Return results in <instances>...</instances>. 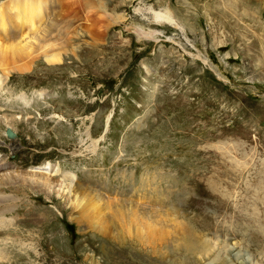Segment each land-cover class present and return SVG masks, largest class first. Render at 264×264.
I'll return each mask as SVG.
<instances>
[{"label":"rangeland","instance_id":"obj_1","mask_svg":"<svg viewBox=\"0 0 264 264\" xmlns=\"http://www.w3.org/2000/svg\"><path fill=\"white\" fill-rule=\"evenodd\" d=\"M43 1L66 41L0 69V159L52 185L0 180V264H264V1ZM78 184L110 209L74 218Z\"/></svg>","mask_w":264,"mask_h":264},{"label":"bare ground","instance_id":"obj_2","mask_svg":"<svg viewBox=\"0 0 264 264\" xmlns=\"http://www.w3.org/2000/svg\"><path fill=\"white\" fill-rule=\"evenodd\" d=\"M228 1L233 2L234 4L238 3V4L242 5V3L239 0H232V1L227 0V2ZM232 8H234V7H232ZM59 9H60V5L57 2H54L52 5L47 6V2L45 3L43 0H10V1H7L5 3L0 4V69L3 71V73L7 77V79H4V81L8 80V77H9L8 73H10V72H18V71L20 72L23 70L24 71L31 70V68H28V67L31 66V64L33 63V60L36 59L38 56L39 57L37 59L42 57V58H44L46 63L48 62L49 64L50 63L52 64L53 62L55 63V61L57 62L58 60L60 61V58H59L60 56L54 53L55 46L59 47V46L64 45V43H65L64 40L66 41V39L65 38L64 39L63 38H58V39L56 38L55 40H53L55 38L54 35L56 33V32L54 33L55 29H59L61 23H64V21L61 20V18H62L61 15L58 14ZM159 15L160 14H157V18H159L158 17ZM5 16L7 17V22L4 19ZM228 16L235 18V16L232 13H228ZM260 16L262 17L263 14H260ZM171 17L168 15L164 16L165 20L168 23H171V24L175 23L173 21V19H171ZM249 17L252 18L251 21L253 22V26H254L255 18H253V14L248 12V11H244L242 17L236 19L235 24L236 25H240V24L244 25L242 23V21L245 22V19L248 20ZM67 23L68 22H66V24ZM57 25H58V27H57ZM244 27L243 28L247 32L250 33V39H252V35H253V39H254V42L252 44L253 47L264 51V35H261V34H264V31L259 30L258 33L257 32L253 33L252 30H250L248 27H246V24L244 25ZM59 32H61V30H59ZM250 46H251V44H250ZM263 55H264V52H263ZM1 83H2V81H1ZM0 87H2V86L0 85ZM7 123H8V125H10L11 128L10 127H8V128L11 130L13 128L12 124L16 123V121H15V119H12V120L8 121ZM9 129H7V132ZM7 132H6V135H7ZM15 138H16V136H15ZM17 139H18V137L16 138V140L12 141L14 148L18 147L19 140H17ZM50 175L48 174L46 176L42 173L39 178L37 177L38 180L32 178L33 174L32 175L31 174L30 175L29 174L20 175L17 173L15 175L14 171L13 172L8 171L7 162H5L4 159H0V180H3V179H6V180H9V179L10 180H12V179H16V180L25 179L26 180L25 182H27V180L29 179V176H32L31 179H29L30 181L33 179L32 180L33 182L38 184L41 188L46 189V188H48L47 185H50V184L52 185V181H51L52 176H50ZM82 188H84V186L82 187L81 184H78L73 189V196L75 197V199L73 201L72 206H73L74 210L77 211V214H78V216L74 217V218L80 219L84 215L85 218H90L93 221L94 213H95V207L98 208V207H100V205L101 206L104 205V206H107L108 209H110V207H109V206H111L109 204V203H111L110 200L104 201L99 195L94 194L93 192L87 191V190L82 189ZM117 207H119V206H117ZM4 211L5 210H3L2 212H4ZM116 211H117V213H120V212H122V209L117 210V208H116ZM0 212H1V210H0ZM159 216H163L165 218H170L174 223H179L178 221L176 222L173 219L174 216L172 218L170 214L169 215L168 214L159 215ZM136 218H138V216H136V214H134L133 217L131 218V222L135 221ZM6 222H7V220H6ZM1 223H2V221L0 222V224ZM93 223L97 227L96 230L98 232H100L103 236H107V235H109V232H111L110 225L107 224L106 222L95 221ZM1 225H3V224H1ZM185 236L188 237L189 239H188V242L184 244V248L189 253L192 254L198 248V246L194 240L193 231L190 230L188 232V234ZM9 241H10L9 239L1 240L0 246L7 245V243ZM9 243H11V242H9ZM29 251H26L25 253H21V254H19V256L27 257V256H29V254H28ZM0 262L1 263L2 262L7 263L6 257L2 256L1 251H0ZM23 264H29V261H23Z\"/></svg>","mask_w":264,"mask_h":264},{"label":"water","instance_id":"obj_3","mask_svg":"<svg viewBox=\"0 0 264 264\" xmlns=\"http://www.w3.org/2000/svg\"><path fill=\"white\" fill-rule=\"evenodd\" d=\"M7 136L13 141L16 140V138H17V135L14 134L10 129L7 132ZM15 136H16V138H15Z\"/></svg>","mask_w":264,"mask_h":264}]
</instances>
